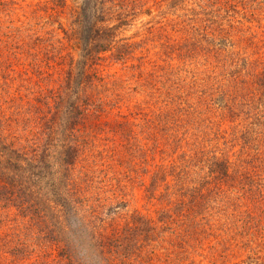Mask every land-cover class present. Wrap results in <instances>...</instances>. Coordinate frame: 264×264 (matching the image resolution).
I'll list each match as a JSON object with an SVG mask.
<instances>
[{"label":"trees","instance_id":"16d2710c","mask_svg":"<svg viewBox=\"0 0 264 264\" xmlns=\"http://www.w3.org/2000/svg\"><path fill=\"white\" fill-rule=\"evenodd\" d=\"M49 1L58 7L66 5V0ZM121 2L77 0L70 31H63L77 58L68 64L63 80L37 104L29 101L21 106L13 123L0 120V214L10 212L15 223L12 232L4 233L0 228V262L14 264L29 245L37 252L38 264H195L189 257L196 250L199 236L216 223V201L220 207L228 204V208L224 207L228 209V251H252L253 246L258 247L264 241V184L240 169L234 170L228 159L214 153L199 161L181 152L177 160L161 158L159 164L154 155L159 149L155 141L158 133L166 135L172 122L183 124V119L197 117L202 109H207L202 107L198 96L209 88L213 102L225 108L235 120L231 123L237 122L240 127L237 133L245 149L257 153L264 150V62L249 61L235 53L237 47L229 36L230 30L235 29L234 23H251L242 3L241 9L237 4H228V13L221 8L210 9L214 2L199 7V12L192 11L188 26L196 37L179 49L183 72L170 67L160 81L161 75L155 72L147 78V96L157 99L163 109L137 126L119 122L112 129L125 142L123 148L130 145V154L139 151L134 157H139V163L142 159V163L138 169L129 164L130 174L136 178L147 176L148 192L163 187L160 198L165 199L166 208L161 209L157 220L138 211L120 214L125 205L122 202L113 205L108 198L87 209L88 180L78 171L84 159L86 136L91 130L94 141L106 127L101 120L107 107L116 106L117 98L95 67L107 53L113 62L127 65L141 48V44L120 37L129 16L124 11L114 12L123 9ZM129 3L130 12L138 3L136 0ZM113 14L115 25L107 22V17ZM227 14L228 39L222 24ZM234 16L240 19L232 22ZM4 36L5 46L12 50L13 59L18 60L22 55L17 52L18 30L11 27ZM227 41L232 50L225 49ZM48 53L50 50L43 55L48 57ZM224 53L228 61L220 59ZM197 55L205 59L204 71L186 67L191 66ZM3 63L14 72L15 64ZM228 98L233 104H228ZM169 136L177 141L175 135ZM148 141V146L142 144ZM151 152L148 158L147 153ZM115 154L118 158L123 155ZM259 155L263 156L264 151ZM113 172L118 174L116 169ZM90 177L92 181L95 179ZM124 179L118 182L119 192L126 189ZM256 194L259 198L252 203ZM116 218H123V223H106V219ZM174 248L181 250L178 260L173 256Z\"/></svg>","mask_w":264,"mask_h":264},{"label":"rangeland","instance_id":"374dc122","mask_svg":"<svg viewBox=\"0 0 264 264\" xmlns=\"http://www.w3.org/2000/svg\"><path fill=\"white\" fill-rule=\"evenodd\" d=\"M76 1L66 0L65 7H58L49 0H0V120L6 119L7 122L11 120L13 123L21 106L29 101L37 104L47 91L56 88L63 80L68 64L77 58L72 42L66 40L63 33L70 31ZM131 1L133 0H123L120 3L123 9L114 12L124 11L129 14L126 18L128 24L122 27L120 37L129 39L130 43L141 44V48L135 51L127 65L113 62L107 53L103 57L104 60L99 61V65L95 67L103 83L108 84L111 91L117 94L114 101L116 106L106 108L101 120V124L106 127L98 132L94 141H92L93 132L88 131L83 149L84 159L80 162L78 171L88 180L85 188L87 209L94 208L93 205L97 206L103 202V199L108 198L113 205L120 202L125 205L120 214L138 211L152 220H157L161 209L166 208L165 199L160 198L163 187L155 192H148L147 176L136 178L130 174L127 169L131 168L130 165L138 169L142 163V159L139 163V157H134L139 151L130 154L128 150L130 145L125 146L126 149L123 148L125 142L122 141L118 131L112 129L119 122H128L131 126H137L136 124L143 119L163 109L157 99L147 96L149 92L147 78L155 72L161 75L160 81L163 72L170 67L179 73L183 72L180 71L184 70L182 68L184 66L178 57L179 49L195 36L188 26V19L191 18L192 11L199 12V7L214 2L210 9L221 8V11L225 9L228 13V4H237L238 9L242 8L240 3L244 4L247 11L246 18L251 23L242 21V25L234 23L235 29L230 30L225 25L228 20L227 14L226 21L222 22L225 35L228 39V30H230L231 42L237 47L235 53L248 58L249 61L264 62V0H136L138 4L129 12ZM114 14L107 17V22L115 25L117 22L114 20ZM249 14L253 16L250 17ZM234 17L236 19H231L232 22L240 19ZM7 27L18 30L20 46L17 52H21L22 55L16 61L11 54L12 50H9L4 43V34L9 30ZM247 37L250 41L244 40ZM40 40L45 42L44 45ZM226 45L227 51L232 50L228 46V41ZM47 50H50L48 57L43 55ZM222 55L220 59L228 61L224 56L227 54ZM194 57L196 58L192 60L191 66L186 67L195 69L194 71L198 68L204 71L203 65L206 64L204 57L199 55ZM3 62L8 65L15 64L14 72H11L10 68L6 69ZM132 66L133 70L128 68ZM210 90L211 88L200 91L198 99L202 107L207 108L202 109L200 115L183 119V124L179 123L180 121L172 122L168 126L169 130L165 131L166 135H163V132L158 133L155 138L156 146L159 147L158 153L154 154L156 164L161 162V158L177 160L181 152L199 161L206 160L214 153L222 159H228V162L233 164L234 170L240 169L248 176H253L257 182L264 184V155H259L264 150L261 149L257 153L255 150L245 149L239 139L240 133H237L240 127H237V122L231 123L235 120L225 108L213 102L214 97L208 93ZM228 101L230 102L228 104L232 103L229 98ZM191 102L195 101L191 100ZM83 129L87 132V128ZM170 134L175 135L177 141H173L174 136L168 137ZM142 144L148 146L150 143L148 141ZM115 152L123 154L122 157L118 158ZM142 154H145V151ZM147 156L150 158L152 152L147 153ZM115 169L118 170V174L113 172ZM90 176H94L95 179L92 181ZM123 179L126 189L119 192L117 188L121 184L118 182ZM224 189L228 190V187L225 186ZM226 193L228 197V191ZM258 195L256 194L251 200L252 203L259 198ZM224 207L228 208V204L220 207L216 201L214 205L216 223L210 231L199 236L196 250L194 253L191 251L189 260H193L195 264H264V241L258 247L253 246L252 251L248 249L228 251L226 242L228 209ZM12 219L14 218L10 212L0 214L2 221L0 228L4 233L14 230L15 223ZM106 223L121 225L123 218L111 221L106 219ZM15 240L17 242L18 237ZM36 254L37 252L28 245L25 254L19 256L14 264H38ZM173 256L178 260L181 257V250L174 248ZM0 264L6 263L0 262Z\"/></svg>","mask_w":264,"mask_h":264}]
</instances>
